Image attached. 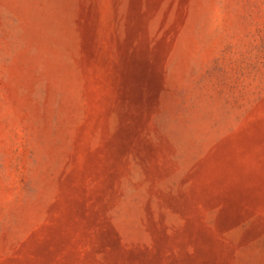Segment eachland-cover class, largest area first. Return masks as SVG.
Returning <instances> with one entry per match:
<instances>
[{"label":"rangeland","instance_id":"rangeland-1","mask_svg":"<svg viewBox=\"0 0 264 264\" xmlns=\"http://www.w3.org/2000/svg\"><path fill=\"white\" fill-rule=\"evenodd\" d=\"M0 264H264V0H0Z\"/></svg>","mask_w":264,"mask_h":264}]
</instances>
